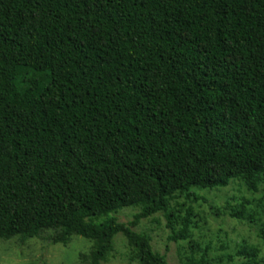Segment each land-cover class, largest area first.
I'll return each mask as SVG.
<instances>
[{
	"label": "trees",
	"instance_id": "obj_1",
	"mask_svg": "<svg viewBox=\"0 0 264 264\" xmlns=\"http://www.w3.org/2000/svg\"><path fill=\"white\" fill-rule=\"evenodd\" d=\"M233 180L264 184V0H0V241L78 236L104 264L121 235L168 264L137 223Z\"/></svg>",
	"mask_w": 264,
	"mask_h": 264
},
{
	"label": "rangeland",
	"instance_id": "obj_2",
	"mask_svg": "<svg viewBox=\"0 0 264 264\" xmlns=\"http://www.w3.org/2000/svg\"><path fill=\"white\" fill-rule=\"evenodd\" d=\"M191 193L197 199L194 203L176 196L167 213L140 220L133 231L149 239L153 251L165 257L168 264L198 262L204 251L206 264H242L247 260L237 253L243 248L257 254L256 264H264V184L259 186L257 193L248 192L243 182L236 180L224 189H194ZM241 203H247L245 212L250 218L247 221L229 215L240 209ZM189 208L195 215L190 238L172 241L173 233L180 230L179 219ZM138 212L136 208H125L114 216L120 223L128 224ZM168 215L174 217L170 222ZM51 234L47 232L25 242L18 238L0 241V264H80L79 256L88 254L92 248L90 241L78 236H73L65 246L53 245L47 239ZM104 264L138 263L126 240L117 235L113 240V252Z\"/></svg>",
	"mask_w": 264,
	"mask_h": 264
}]
</instances>
